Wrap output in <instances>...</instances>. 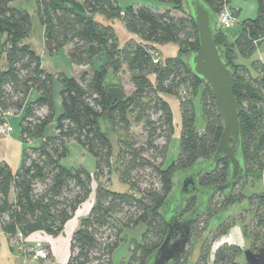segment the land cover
<instances>
[{
  "label": "trees",
  "instance_id": "16d2710c",
  "mask_svg": "<svg viewBox=\"0 0 264 264\" xmlns=\"http://www.w3.org/2000/svg\"><path fill=\"white\" fill-rule=\"evenodd\" d=\"M12 1L0 0V62L4 66L0 67V115L19 117L23 147L15 171L6 162H0V230L13 243L23 244L17 250L24 253L21 264H29L27 259L34 260L24 248L32 245L25 243L24 238L35 232L55 237L63 231L87 198L92 180L83 167L61 164L68 155L67 144L72 141L94 158L97 186L91 209L72 233L70 254L64 264H113L112 254L121 241L122 231L139 223L145 229L141 240L130 242L125 264H147L167 230L163 212L170 204L174 176L178 171L207 163L223 131V121L217 115L208 85L187 65V56L197 50L198 40L184 0H157L171 4V8L159 11L146 6L123 8L119 0H82L78 11L69 5H77L73 0H35L36 15L43 27V47L49 55L68 47L69 62L80 68L72 77L63 73L55 75L43 68L42 58L27 41L31 16L11 6ZM230 1L202 0L215 20L225 7L237 18ZM256 2L257 15L240 21V30L231 40L230 28L216 25L214 31V42L232 72L245 173L231 190L223 191L214 186L228 179L227 158H221L212 170L197 172V187L211 192L203 199L207 202L191 228L187 243L190 245L192 237L200 231L206 233L195 264H240V257L242 264H247L244 249L239 245L222 242L214 248L217 240L235 224L241 225L248 249L255 252L254 249L264 247V191L250 195L244 192L249 181L262 179L264 171V63L253 62L256 76L252 77L237 60L238 54L250 55L264 39V0ZM95 15L107 21H122L124 28L140 41L129 40L121 45L114 27L99 22ZM164 43L177 45L175 56L161 58L154 44ZM154 57L157 62H153ZM122 71L129 75L133 87L130 94L117 83L107 81L109 74L117 76ZM54 76L61 85L58 115ZM163 95L176 97L180 112L179 152L166 166L163 163L173 134V118ZM197 96L204 120L202 132L196 131L194 125ZM132 113H136V122H141L146 132L145 143L139 147L129 134ZM102 120L125 135L118 142L114 167L112 141L108 131L101 127ZM51 125L53 129L47 133ZM158 138L164 142L157 143ZM146 153L148 156H143ZM158 158L160 163L155 162ZM112 171L128 186L127 191L110 190L101 181L100 177ZM217 198L222 205L219 215L245 200L248 223L246 214L237 218L227 214L219 216L211 227L204 218ZM199 204L197 194L184 199L178 219L190 214ZM187 253L186 249L175 264H184Z\"/></svg>",
  "mask_w": 264,
  "mask_h": 264
},
{
  "label": "rangeland",
  "instance_id": "374dc122",
  "mask_svg": "<svg viewBox=\"0 0 264 264\" xmlns=\"http://www.w3.org/2000/svg\"><path fill=\"white\" fill-rule=\"evenodd\" d=\"M77 3V5H71L75 10H80L82 8V0H73ZM69 3V2H68ZM119 5L121 7H125L128 5H133V6H146L154 10H164L171 8V4L169 2L165 1H157V0H119ZM230 7L235 9L237 11V21L235 24L228 30V35L230 40L232 39V36L234 33L238 30H240V21L247 19V18H254L257 15V2L256 0H231L230 1ZM11 6L17 7L21 10L27 11L30 16H31V33L28 38V43L30 46L40 55L42 58V66L43 68L53 74L57 73H63L66 76L72 77L77 73L78 70H80L79 67H76L73 64H71L68 60L67 57V46H64L63 48L59 49L57 53L54 55H49L46 50L43 47V27L41 23L38 20V17L36 15V4L35 0H13L11 2ZM97 15H95V18ZM103 20H105L103 18ZM104 22V21H103ZM120 25V21L114 20V27L115 30L119 34V40L122 42L124 39L121 35V31L117 30L118 26ZM121 26V25H120ZM237 60L239 63L244 65L248 70L249 73L252 77H255V71L252 67V64L256 60H260L261 62L264 63V39H262L259 44L258 48L252 52L250 55L243 56L238 54ZM0 67L4 68L3 66V61L0 62ZM110 81V83H117L119 87H122L124 92L126 94H130L132 92L131 87V82L129 80V75L126 71H122L119 73L117 76H113L109 74V77L107 78V81ZM60 82L58 79L54 76L53 80V91H54V97L57 100L59 98V90H60ZM174 101H177L176 97H172ZM195 103V129L198 132H202L204 129V120L202 117L201 113V104H200V99L199 96L195 97L194 100ZM61 111L60 105L56 106V115H58ZM152 118H155V115H151ZM8 122L10 124L11 131L10 133L14 134H19V117L18 116H9L8 117ZM131 120V127L129 130V134L131 135V138L134 139L135 146L139 147L144 145L145 140H146V132L142 128L141 122H136V113H132L129 116ZM101 127L103 130L108 131L109 137L111 138L112 141V147H113V156H112V165L113 167L115 166V160L116 156L119 151V146L118 142L120 138H123L125 135L120 131L118 127L112 126L107 122V121H101ZM53 127H49L47 129V133L52 131ZM9 133V134H10ZM179 136H180V115H179V125H175L173 123V134L171 135V138L169 140V145H168V151L165 156V160L163 163V166L168 165L171 163L173 160L176 159L178 152H179ZM164 139L163 138H158L157 143H163ZM39 144V143H37ZM68 148V155L67 157L63 158L61 160V164L65 167H83L84 169L87 170L92 176L91 180V185H90V191L87 196V198L81 202V204L77 207L74 215L66 222L64 225L63 231L55 236L52 237L50 235H46L41 232H35L32 235L29 236L30 241H37L41 244L45 245V243H48L50 245V248L52 249V255L50 252V256L47 260H31L27 259L25 260L26 262H29V264H64L68 260L69 257V243L70 239L72 236V233L79 227L80 219L84 217L89 210L92 207V204L94 202L95 198V189L97 186V179L93 175L94 172V158L92 155L89 153L85 152L84 149L79 146L78 144L70 141L67 144ZM143 156H148V153L144 154ZM155 162L160 163L161 160L158 158L155 160ZM185 173L178 171L176 175L174 176V181H175V187L173 192L177 191L178 179L183 177ZM101 181L107 184V187L110 190L117 191V192H125L128 190V186L124 183H122L119 178L118 174L115 171H112L110 175H104L103 177H100ZM253 183V184H252ZM249 181L248 186L245 189L246 195H250L252 192H260L264 191V171H263V176L261 180H254L253 182ZM220 199H216V204L210 208V211L204 218L205 220H209V224L211 227H214L217 222H215L219 216L224 217L227 214H231L235 218L242 214H246L245 216V221L248 223L250 220V217L247 215L245 209L247 207L246 201L244 200L243 204L237 203L232 206H230L227 211L221 213L220 215L218 214L219 210H222V205L221 203H218ZM202 226V224H201ZM239 226H241L239 224ZM145 229V226L143 223H139L137 226L133 228H126L122 231L121 235V241L117 248L114 250L112 254V261L113 264H125L126 259L129 256V247H130V242L135 239L137 241L141 240L142 233ZM206 233L200 231L198 235L192 237L190 241V245H186L187 249V255H186V260L184 264H195L196 261L199 258L200 252H201V241L202 238L204 237ZM208 237V236H207ZM206 237V238H207ZM199 238V239H198ZM15 243V242H14ZM37 244H33L30 247H35ZM213 244L211 245V252H212V247ZM16 245V244H15ZM14 245V246H15ZM241 249L248 248L247 242H245L244 245H240ZM24 248H29L28 246H25ZM17 249V248H16ZM185 249V250H186ZM28 250V249H27ZM256 252L257 249H254ZM27 251H25V256H28ZM29 254V252H28ZM54 258H53V257ZM239 263L242 264V258L240 257ZM19 264L23 263L21 259L17 260Z\"/></svg>",
  "mask_w": 264,
  "mask_h": 264
},
{
  "label": "water",
  "instance_id": "95a60500",
  "mask_svg": "<svg viewBox=\"0 0 264 264\" xmlns=\"http://www.w3.org/2000/svg\"><path fill=\"white\" fill-rule=\"evenodd\" d=\"M188 13L192 16L196 31L197 50L187 56V65L192 72L204 80L215 100L217 115L223 121V131L217 147L205 164H197L185 171L178 179L177 191L172 193L170 204L165 206L163 217L167 230L160 245L148 258L147 264H175L179 261L189 241L190 231L198 216L203 211L207 200H203L211 189L205 191L197 187L196 174L200 170L209 171L221 158L229 162L227 181L214 186L223 191L231 190L245 173V165L240 153V126L238 119V103L232 91V72L214 42L216 20L214 14L202 0H184ZM197 194L200 204L193 211L178 219L180 207L189 197ZM208 199V198H205ZM214 250V248H213ZM247 264H264V247L253 252L243 250Z\"/></svg>",
  "mask_w": 264,
  "mask_h": 264
},
{
  "label": "crops",
  "instance_id": "0c3cea01",
  "mask_svg": "<svg viewBox=\"0 0 264 264\" xmlns=\"http://www.w3.org/2000/svg\"><path fill=\"white\" fill-rule=\"evenodd\" d=\"M103 18L104 17L97 15V17L95 19L101 23L111 24L114 27V21L103 20ZM120 25L118 26L117 30L121 31V35L124 39L122 42L119 40V43L121 45H123L125 42H127L129 40H134L135 42L140 41L136 35L129 33L124 28L122 21H120ZM114 29H115V27H114ZM116 33H117V36L119 38V34L117 31H116ZM154 47L159 52V55L161 56V58L173 57L176 55V53L178 51V47L174 43L154 44ZM75 69H76V67H75ZM131 87H132V84H131ZM162 97L170 105L173 123L175 125H179L180 112H179L178 100L174 101L172 99L173 96H170V95H163ZM59 103H60L59 98L57 100L55 99V105L57 106V105H59ZM9 116H7V121L9 119L8 118ZM22 147L23 146H22V142L20 140L19 134L10 133V134L4 135V136L0 135V162H2V161L6 162L9 165V167L13 171H15L18 168L20 161H21ZM243 203L244 202H241L240 204H243ZM222 237H225V240L223 242H226L229 244H236L239 246L245 244V240L242 236L240 226L237 224L232 226L228 230V232L225 235H223ZM23 241H25V243L26 242L29 243L30 245L39 243L37 241H30L29 236L27 238H24ZM14 245L15 244L9 239V237L6 236L0 230V264H19V262L17 260L18 259H21V260L24 259V253L18 252L16 247H15L16 245L15 246ZM37 245H41V244H37ZM42 246L48 247V249L50 250L51 255H52V249L50 248V245H48V243H45V245H42Z\"/></svg>",
  "mask_w": 264,
  "mask_h": 264
},
{
  "label": "built area",
  "instance_id": "2783aa9c",
  "mask_svg": "<svg viewBox=\"0 0 264 264\" xmlns=\"http://www.w3.org/2000/svg\"><path fill=\"white\" fill-rule=\"evenodd\" d=\"M237 21V18L232 14L231 10L227 7L223 8L216 18V25L219 27H222L224 29L231 28L235 22ZM157 58H153V62H157ZM7 113H2L0 115V135H8L11 131V126L7 121ZM22 241V240H20ZM16 243V248L22 249L23 244L20 242V244ZM28 249V250H27ZM25 248L29 252V256H31L34 260H47L49 258V250L41 245H37L35 247H29Z\"/></svg>",
  "mask_w": 264,
  "mask_h": 264
},
{
  "label": "bare ground",
  "instance_id": "6f19581e",
  "mask_svg": "<svg viewBox=\"0 0 264 264\" xmlns=\"http://www.w3.org/2000/svg\"><path fill=\"white\" fill-rule=\"evenodd\" d=\"M225 240V237H221L220 239L217 240V242L214 245V248H216L219 244H221Z\"/></svg>",
  "mask_w": 264,
  "mask_h": 264
}]
</instances>
